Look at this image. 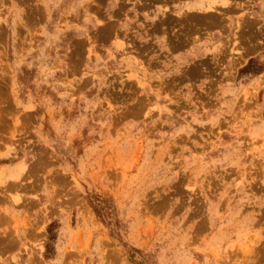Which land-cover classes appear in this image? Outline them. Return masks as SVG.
<instances>
[{"label":"rangeland","instance_id":"rangeland-1","mask_svg":"<svg viewBox=\"0 0 264 264\" xmlns=\"http://www.w3.org/2000/svg\"><path fill=\"white\" fill-rule=\"evenodd\" d=\"M185 1L0 0V264H264V0Z\"/></svg>","mask_w":264,"mask_h":264},{"label":"crops","instance_id":"crops-1","mask_svg":"<svg viewBox=\"0 0 264 264\" xmlns=\"http://www.w3.org/2000/svg\"><path fill=\"white\" fill-rule=\"evenodd\" d=\"M217 2L211 1V0H192V1H185V3L182 5V7L185 9L186 12L188 13H194V12H200L202 13L203 10L205 9V7L207 6V4H211V11L209 10L208 12H213V10L215 8H220L223 10L229 9L232 6H230V4L228 3V0H216ZM159 6V11H157V9H153L152 13L155 12H163L164 11V6L161 5H156ZM191 7V8H190ZM193 8V9H192ZM233 8V7H232ZM220 40V37L216 35V33H211L210 35L208 34H200L199 36V46L200 48L203 47H208V48H212L213 45H215L218 41ZM176 58H180V54L178 56H176ZM250 58V57H249ZM253 58V56L251 57ZM12 154V150H9L7 155H4L2 157H0V160H5L8 159ZM22 162L21 160L15 161L13 164H7V163H2V166H5V171L4 173H15L17 174L16 171V165ZM24 164L26 165V162L24 161ZM24 176H26V170H24V172L20 175H17V178H6L4 177V181L2 182L1 186H6L8 189L11 190H15V189H21L23 191H30V187H27L26 183L25 184H18V183H24L22 181V179L24 178ZM25 195H29L28 193H26ZM19 249H23V245L19 244L16 246V248ZM15 248V251H16ZM22 253V251H19Z\"/></svg>","mask_w":264,"mask_h":264},{"label":"bare ground","instance_id":"bare-ground-1","mask_svg":"<svg viewBox=\"0 0 264 264\" xmlns=\"http://www.w3.org/2000/svg\"><path fill=\"white\" fill-rule=\"evenodd\" d=\"M190 8H191V7H190ZM205 8H206L207 10H210V11H211V9H212L211 4L208 3L207 6H206ZM192 9H193V8H192ZM215 11H216L217 13H219L217 10H215ZM215 11H214V12H215ZM217 13H216V14H217ZM220 14H221V13H220ZM222 14H224V13H222ZM188 15H189V13H188ZM218 16H219V15H218ZM224 16H225V15H224ZM204 18H205V17H204ZM204 18H203V19H204ZM194 19H195V18H193V21H195ZM212 19H213V18H212ZM218 19H219V18H218ZM220 19H221V18H220ZM193 21H192V22H193ZM212 21H213V20H212ZM222 21H223V19H222ZM214 23H215V22H214ZM217 23H218V22H217ZM208 24L211 25V23H208ZM218 25H219V23H218ZM190 26H191V25H190ZM201 26H202V25H201ZM221 26H223V25H221ZM223 28H225V27H223ZM249 28H250V27H249ZM222 30H223V29H222ZM224 30H225V29H224ZM103 33H104V32H103ZM99 34H100V33H99ZM109 37H110V36H109ZM14 177H15V176H14Z\"/></svg>","mask_w":264,"mask_h":264},{"label":"trees","instance_id":"trees-1","mask_svg":"<svg viewBox=\"0 0 264 264\" xmlns=\"http://www.w3.org/2000/svg\"><path fill=\"white\" fill-rule=\"evenodd\" d=\"M251 63H252V59L249 60V62H248L246 67L250 66Z\"/></svg>","mask_w":264,"mask_h":264}]
</instances>
